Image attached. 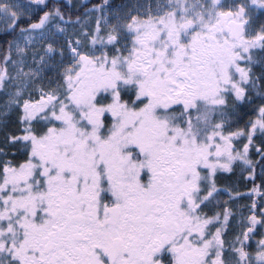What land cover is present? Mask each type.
I'll use <instances>...</instances> for the list:
<instances>
[{
	"label": "snow or ice",
	"instance_id": "snow-or-ice-1",
	"mask_svg": "<svg viewBox=\"0 0 264 264\" xmlns=\"http://www.w3.org/2000/svg\"><path fill=\"white\" fill-rule=\"evenodd\" d=\"M0 264H264V0H0Z\"/></svg>",
	"mask_w": 264,
	"mask_h": 264
}]
</instances>
